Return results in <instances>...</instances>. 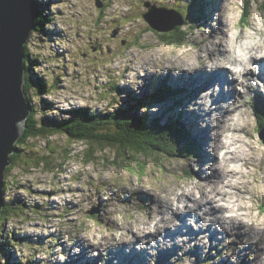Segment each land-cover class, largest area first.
Here are the masks:
<instances>
[{
	"label": "clouds",
	"instance_id": "1",
	"mask_svg": "<svg viewBox=\"0 0 264 264\" xmlns=\"http://www.w3.org/2000/svg\"><path fill=\"white\" fill-rule=\"evenodd\" d=\"M33 2L38 9V1L33 0ZM44 2L48 4V7L44 9V15L51 17L44 27L54 35L51 39L45 38L41 43V39L38 38L39 34L30 28L26 36L30 52L45 58L53 55L52 48L57 44L63 48L72 47L75 50V45L59 39L55 35L60 30L68 31L73 40L76 39L77 30L82 32L85 41L89 30L94 33V37H108L110 33L97 31L94 22L103 15V19L100 20V27L106 28L114 19H118L131 9V5L126 0H111V4L103 9V13L96 8V0H44ZM104 2L105 0H101V3ZM214 3L216 7L211 12V18L206 23L204 31L194 29L189 37L190 45H198V47L190 46L187 49L193 54H198L191 65L180 61L176 56L161 57L159 53L149 56L144 55L143 51L134 54V50L128 49L122 50V54L115 57L107 67L113 69V74L118 78L120 87L129 88L137 95H140L147 76H166L169 73L173 77L184 74L194 76L198 71L211 75L221 66L230 69L227 79L235 82L234 87L242 95L222 103L220 107L223 109V114L214 113L211 117L213 129L210 133L211 142L205 145V151L209 154L210 159L204 168L206 174L213 179L209 183L200 185L202 190H207L206 198L201 200L197 196L194 199L201 200L205 204L211 201L214 207L225 210L218 217H204V212L208 211V208L205 207L203 211L198 212V215L203 217L205 224L219 218L223 220L224 227L231 230L232 226L238 223L235 218L242 216L238 210L242 202L251 201L253 207H258L260 203H264V153L253 149L251 152L242 154L241 144L237 142L243 135H253L255 122L250 119L251 106L256 102L257 90L261 95H264V82H261L259 78L260 73L264 72V60H261L264 57V9L261 7L264 5V0H252L247 5L248 21L246 26L239 23V17L242 16L245 6L243 0H232L231 3L229 0H214ZM230 8L235 10L237 17L232 23L225 19V12ZM129 27V25H123L122 32L127 31ZM137 27H143L142 22H137ZM229 32L233 37L231 48L224 46L226 34ZM85 41H77V44ZM118 42L115 43L118 44ZM217 46H219V50ZM221 53L224 56L223 61L219 59ZM253 59H255V63H253ZM25 65V68L28 69V61L26 64L24 61ZM34 71L42 72L43 69L34 68ZM31 74L32 71L30 76ZM25 76L24 72V79ZM101 78L106 83L108 82L105 77ZM66 83L71 89L70 91L59 94L53 93L48 97L49 100L56 103V109L48 113L51 117L60 118L61 112L68 113L85 107L89 110V116L95 117L98 113L104 115L121 107L124 96L117 97L112 94L111 97L100 99L93 87L87 84L73 85L71 79L67 80ZM257 86H259L258 89ZM250 88L253 91H249ZM227 90V86H225V91ZM31 91L33 90H29L30 94ZM219 91V83H213L210 87L201 90L180 110L196 113L199 117L197 120L198 127L205 129L209 126L208 113L211 110L212 97ZM113 101L115 102L113 103ZM159 111L160 106L156 104L147 107L142 105L139 108L141 114L145 112L156 114ZM69 118L68 115L63 117L65 120ZM23 123L22 120L16 121L18 131ZM87 147V144L79 146L81 151L77 158L76 147L73 146L69 157L63 162L64 167L68 170L61 174L62 182L58 185L64 189L71 186L73 189L80 187L85 190V195L75 196L77 201H83L80 211L71 217L74 221L72 224H69L67 219L63 222H50L53 225L62 224L64 230H71L80 235L84 247L97 244L98 241L102 248L115 247L121 240H130V237L123 235V233L126 231L135 232L138 224L146 219L144 213L136 207L140 194L153 197L165 206L169 203L172 204V211L181 206L175 203L177 198L187 202L183 196L182 182L175 179L172 169L175 166L180 168L188 165L197 167V156L190 153L186 161L175 158L168 159L163 156L157 160L154 155H145L143 151L135 153L129 151V157L135 156V159H125L124 155L117 159L115 149L105 148L101 152L99 148H96L93 152L95 161L89 159L85 162L83 149ZM117 147L119 146L117 145ZM213 158H217L216 162H213ZM160 163L168 168L167 173H160ZM142 170L143 175H141ZM154 170L160 177L158 181L149 178V173ZM217 171L218 177L214 176ZM13 173L17 175L19 184L30 181L35 188L57 187L54 183L46 182L50 174H42L35 168L23 171L21 167H17L13 169ZM176 175H183V172L177 171ZM74 176H79L80 179H73ZM64 177H67V180H64ZM97 190L100 197L105 201L101 219L110 225V228L102 234L104 240L99 238L92 240L91 232L95 230V225L87 219L88 209L96 203ZM19 191L26 198L30 195L26 190L20 189ZM87 195H91L90 201L87 199ZM65 198L72 199L73 197H57L56 199L62 204ZM34 199L39 200L40 198L34 197ZM125 200L129 202L124 203ZM171 216L172 212L169 211L164 213L163 218L168 220L171 219ZM226 217H233L234 219H227ZM161 219V216L156 217L157 222ZM30 223H23L19 227L31 230ZM189 223H192L193 227L196 226L194 221H189ZM165 226L174 231L178 222L171 219V222L160 225L159 230L163 232ZM86 229L90 231H86ZM149 230L155 233L157 227L153 225ZM243 231L249 233V237L245 240V246L249 243H255L258 244L259 248L258 258L249 257L251 264H264V224H257L249 220L244 225ZM66 243L71 248V255L78 257L81 248L73 246L72 239H68ZM137 250L139 251V249ZM57 252L59 253V249ZM92 254L95 255V250ZM228 256L230 257V264H239L238 255L230 252ZM66 259V255H57L53 264L56 262L64 264ZM0 264H5L3 256H0ZM114 264H118V261H114Z\"/></svg>",
	"mask_w": 264,
	"mask_h": 264
},
{
	"label": "rangeland",
	"instance_id": "2",
	"mask_svg": "<svg viewBox=\"0 0 264 264\" xmlns=\"http://www.w3.org/2000/svg\"><path fill=\"white\" fill-rule=\"evenodd\" d=\"M37 6L40 10V13L44 17V20L40 30L36 31L39 36L38 38L41 39V43L45 38L51 39L54 35L52 32H48L44 25L47 24L51 17L44 15V9L48 7V4L44 2V0H37ZM160 5L166 6L170 8L171 4H176L178 7H188L191 3L193 8L197 7L198 10L193 12L195 16H200L201 20L197 18L196 20L191 15H184L188 16V20H192L191 23L185 24L183 22L180 27H177L170 32H159L153 29L150 26V23L146 21L142 14L147 11L144 3H152V5L156 7H161L158 3L155 4V0H126L128 4L131 5V9L128 13H125L118 19H114L109 26L100 27V20L103 19V15H101L94 23L96 26V30L100 32L108 31L110 35L108 37H94V33L92 31H88L86 41L85 37L82 35L80 30H77L75 33L76 39L73 40L71 34L68 31L60 30L59 32L55 33V35L64 41H67L70 44L75 45V50L72 47L63 48L61 46L54 45L52 48L53 55L51 57H42L40 55H36L30 52L29 50V59L30 64L28 65L32 74L33 81L41 80L44 83V87L38 89L36 93L31 91V104L37 107V118L38 119H46V120H59L63 119L64 115H71V112L65 113L61 112L60 118H54L48 115L49 112L56 109V103L52 100H49L48 97L53 94L63 93L64 91H70L68 84L66 83L67 80L71 79L73 85L76 84H87L90 87H93V90L97 93L100 99L111 97L112 94H115L117 97L124 96L120 109L129 110L137 107L138 113L140 106H151L153 104L160 106L159 113L151 114L150 112H145L142 115H147L150 118L161 117L163 121L175 117L180 116L181 120L190 128V132L192 134V128L187 124L185 121L187 118V112L181 111L186 103H188L192 98H189L186 95L184 90L185 87L188 88V83H190L186 78L185 74L179 77H173L171 73L166 76H147L145 77V83L143 88L141 89L140 95H137L129 88H122L119 85L118 78L113 74V69L107 67V65L111 64L113 59L122 54V50L132 49L134 50V54H139L143 51L144 55L151 56L154 53H165L167 56H176L180 61L191 65L196 57L193 59L191 56L188 55H198L193 54L187 49L191 47H198L196 44H189V37L192 34L194 29H198L201 32L204 31L206 27V23L211 18V12L216 7L214 0H160ZM204 2L201 3V2ZM231 3L232 0H229ZM244 5H248L252 2V0H243ZM111 4V0H105L104 3H101V0H96V8L101 10L103 13V9L108 7ZM264 9V5L261 6ZM172 9V8H171ZM190 11V10H189ZM176 9L172 12V17L174 20H179L180 16L178 15ZM225 19L232 23L235 19H237L235 15L234 9H228L225 12ZM248 21V7L243 9L242 16L239 17V23L242 25H247ZM137 22H142L143 27H137ZM35 24V23H34ZM129 25V29L127 31L122 32V26ZM158 25V24H157ZM161 25V24H159ZM158 25V26H159ZM162 25L167 26V22L163 21ZM40 29V28H39ZM187 30L188 35L181 43H168L161 41V35L163 33L168 34L170 37L169 39L173 40L174 37H183V31ZM33 30V29H32ZM214 32V30H213ZM175 33V34H174ZM231 32L226 34V44L228 43V48H231L233 45V37ZM231 36V38H230ZM231 40V41H230ZM77 41H85L84 43L77 44ZM111 41L112 43H110ZM119 41L118 44L115 43ZM231 42V43H230ZM230 43V44H229ZM28 46V41H27ZM231 45V46H230ZM219 50V46H218ZM160 54V56H161ZM182 56H185L182 58ZM220 56L224 57L221 53ZM162 57V56H161ZM32 58V59H31ZM223 61L222 59H220ZM264 60V57L261 58ZM255 59H253V63H255ZM34 68H42V72L34 71ZM221 68V67H218ZM227 68V67H226ZM228 69V68H227ZM221 70V69H220ZM216 71V70H215ZM197 73H203V71H198ZM214 74L206 75V80L202 81V88L201 90L210 87L212 85V81L215 83L223 84V82L217 81L212 78ZM249 75V74H247ZM211 76V77H210ZM101 77H105L107 79V83ZM210 78H212L210 80ZM204 81H206L204 83ZM40 82V81H38ZM167 84L168 86L173 87L175 90L181 91L175 97L168 96L166 99L162 100L161 102H157L156 100H152L149 98L154 90L160 84ZM235 84V83H234ZM259 86H257L258 89ZM192 88V86H191ZM239 92L238 89H236ZM249 91H253V89H249ZM35 95V96H34ZM171 95V94H169ZM242 93L239 92V96ZM34 96V97H33ZM187 96V97H186ZM215 97V98H214ZM222 94H216L212 97V104L215 106V109L212 112H209L211 116L208 118L211 119L214 113H218L216 111V103L218 104L219 100H223ZM215 99V100H214ZM260 99V100H259ZM176 101L181 104L180 107L172 106L171 104ZM115 101H113L114 103ZM264 95H261L259 91H256V102L251 106V117L250 119L255 122L253 135H243L244 137L238 140V143H241V146L244 147L243 149L246 152H251V149H256L257 152L264 153V142L261 138V127L260 123L263 121L264 116L259 115L256 112V108H263L264 110ZM141 104V105H139ZM150 104V105H149ZM260 106H259V105ZM132 106V108L130 107ZM40 107H44L41 109ZM87 108V107H85ZM262 110V109H261ZM75 112L74 110L72 111ZM264 112V111H262ZM99 114V113H98ZM141 114V113H140ZM195 114V113H194ZM223 114V112L221 113ZM264 114V113H263ZM210 126V133L213 130L211 123ZM264 128V127H263ZM192 137L193 134H192ZM264 138V132H263ZM246 139V140H245ZM195 142V151L193 152L194 156L198 157V166L201 168L204 166L208 161L204 156L203 151L201 150V142L200 140H194ZM243 142V143H242ZM15 142L14 144H17ZM81 144H86L79 141H70L64 134H54L44 138H34L30 139L28 143H20L18 145L19 152L17 160L13 159L15 165L11 168L8 172V180L9 185L5 189L4 195V202L6 204L14 203L18 204L22 207V210H15L17 214H14L7 220L0 221V237L2 240L0 241V256H3L5 260V264H53L54 258L57 255H66L69 259L73 256L71 255V248L67 245L66 241L68 239H72L73 246H77V242L81 241L80 235L71 231V230H64L61 225H53L51 221H60L63 222L66 219L68 220L69 224L74 223L71 217L74 214H78L81 208L83 201H77L75 199L76 195H85V190L83 188L77 187L73 189L69 186L67 189L61 188L58 185L62 182L61 181V174L66 172L68 169L64 167V161L69 157V153L73 150V146L76 147L77 158L79 157V153L81 149L79 146ZM250 146V147H249ZM17 147V146H16ZM94 148V147H88ZM88 148L83 149V154ZM197 151V152H196ZM103 152V151H102ZM196 153V154H195ZM126 157H129L127 155ZM168 159H178V160H187L189 157H174V156H163ZM128 159H135V156L129 157ZM157 160L158 157L156 158ZM217 158H214V162ZM85 160V157H84ZM93 162L95 161L94 159ZM87 162V160H85ZM21 167L23 171H28L29 168L38 169L42 174H50L49 178L46 182L49 184H56L57 187H48V188H35L32 185V182H26L25 184H19L17 175L13 173V169ZM191 165L187 167L180 168L179 166H175L172 169L173 175H175V179L181 181V186H185L189 181H198L196 185L200 187V185L204 184L206 180H199L198 175L199 172H196L195 176L192 174L191 169H193ZM160 173H167L168 168L163 164L160 163L159 165ZM177 171H182L183 175H176ZM141 175H143V170L141 171ZM11 178V180H10ZM149 178L151 180H159V175L154 170L152 173H149ZM73 179L79 180V176H74ZM10 180V181H9ZM64 180H67V177H64ZM91 180V177H90ZM211 181V180H210ZM209 181V182H210ZM39 182V177H38ZM20 189L26 190L30 195L29 197H25L19 191ZM15 190V194L13 192ZM203 193L207 195V190H203ZM73 197L72 199L65 198L63 203L56 199L57 197ZM34 197H39L40 199H34ZM146 197V198H145ZM149 196L144 194H140L138 198V203L136 207L145 212L144 215L147 217L150 210L154 215V220L149 223V227L154 225L157 216H164L165 211H171L170 206L173 205L170 203L159 212V204L155 201L157 199L150 197V202L146 204V199ZM145 198V199H144ZM87 199L91 200V195H87ZM129 201H124V203H128ZM247 204V209L243 212L246 214L244 215L242 223L252 220L257 224H264V203H260L258 207L251 206V201H245ZM176 204L178 202L175 201ZM187 203L186 209H184V205ZM146 204V208L144 207ZM190 199H187V202L180 203L181 205L174 211V220H180V217H185L187 220H192L191 212L187 211L188 207L191 206ZM212 204V203H211ZM105 201L100 197L99 192L97 190L96 196V203L90 207L87 211V219L92 221L95 225V230L91 232L92 240H104L103 232L110 228L109 224L104 223L101 219V214L104 210ZM156 208V209H155ZM148 209V210H147ZM249 209V211H248ZM185 211V212H184ZM187 211V212H186ZM159 212V213H158ZM197 212H201V207L197 209ZM225 210L219 213H215V217H218L219 214L224 213ZM158 213V214H157ZM205 217V215H204ZM214 217V218H215ZM176 218V219H175ZM232 218V217H230ZM219 218L214 219L213 226H219L218 220ZM170 220V219H169ZM203 220V217H202ZM30 223V229H23L19 227V225L23 223ZM155 222V223H154ZM166 221H162L159 223L161 225L166 224ZM217 222V223H216ZM213 227L212 230L218 229ZM244 225L239 226L238 229L227 231V232H215L212 237H208L206 231L198 232L197 238L189 239L188 236H181L175 240L177 242V250L176 255L174 253H169L168 256L163 258V255H166V250L169 248L168 244L170 240H164L165 236V228L163 229V234L157 233L156 236H152V233H147L145 235L146 238L151 237H159L162 243V249H159L156 252H153V256L147 255L146 263L149 261L148 264H230V257L228 253L236 254L239 258V264H251L249 257H252V254L249 252V247L252 246L256 248L258 244L249 243L245 246V240L249 237V233H244L243 231ZM220 228V227H219ZM227 229V228H226ZM225 229V230H226ZM86 231H90L86 229ZM181 232V231H180ZM209 233V231H208ZM95 235V236H92ZM210 234V233H209ZM227 235V236H226ZM95 237V238H94ZM143 237V236H142ZM141 237V239H142ZM194 237V236H193ZM241 238V239H240ZM87 239V238H85ZM200 240L207 241V245L201 246L199 243ZM213 241V242H211ZM122 243V242H121ZM167 243V244H166ZM182 243V244H181ZM211 244V245H210ZM95 249L97 247H101L99 241ZM235 246V247H234ZM68 247V248H67ZM85 248L84 246H82ZM126 247V246H125ZM92 246L86 247V252L84 253V257L92 258L96 257L93 255V251L95 250ZM59 249V253L57 252ZM89 249V250H88ZM217 249V250H215ZM148 251H155L148 248ZM192 251V252H191ZM259 252V249L257 250ZM83 252V251H82ZM82 252L78 256L79 261L77 263L84 264L85 259L82 255ZM197 252V253H196ZM204 252V253H203ZM215 252V253H214ZM123 250H121V256L117 257V260H121L124 256ZM129 253V255H128ZM131 253V250L127 252V264H135V255ZM196 254V255H195ZM195 255V256H194ZM198 255V256H197ZM251 255V256H249ZM185 256V257H184ZM187 256V257H186ZM212 256V257H211ZM246 256V257H245ZM162 257V258H161ZM214 257V258H213ZM216 257V258H215ZM84 259V260H83ZM138 260V259H136ZM195 260V261H194ZM66 263L64 264H74L73 262H68L67 259L65 260ZM164 261V262H163ZM199 261V262H198ZM223 261V262H222ZM99 264L104 263L105 261H101L99 258L96 260ZM158 262V263H157ZM247 262V263H246ZM124 261H119L118 264H126ZM145 263V264H146ZM58 264V262H56ZM144 264V263H143Z\"/></svg>",
	"mask_w": 264,
	"mask_h": 264
},
{
	"label": "trees",
	"instance_id": "3",
	"mask_svg": "<svg viewBox=\"0 0 264 264\" xmlns=\"http://www.w3.org/2000/svg\"><path fill=\"white\" fill-rule=\"evenodd\" d=\"M159 2L161 1L155 0V4L158 3V5L161 6ZM171 5V8L174 7L183 16L193 15V13L189 12L187 7L182 8L176 6V4ZM35 8L36 17L33 30H40L41 32L40 25L42 24L44 17L37 7ZM245 8H247V4L245 5ZM187 19H189L188 16ZM185 23L188 24L187 21H185ZM182 31L183 37H174L173 40L168 38L170 37L168 34L163 33L161 35V41L168 43H181L188 35L187 30ZM23 52L25 55V64L26 61L30 64L28 57L29 48L26 43L23 45ZM25 67L26 65L24 68ZM24 71L26 77L22 88L29 105L28 108L30 107V112L25 120V127L17 143L18 145H20V143H28L30 139L34 138H44L57 133L64 134L70 141H79L86 143L88 147H94H87L88 150L84 152V157L87 161L89 159L95 160L93 152L96 148H99L101 152L105 148L115 149L117 159H119L121 155H124L125 159H128L129 157L126 156L129 151H132L133 153L143 151L145 155L152 154L155 158L158 157V159L165 155L167 157L171 155L186 158L189 157L190 153L193 155V152L195 151L194 139L191 137V132L188 126L183 123L180 116L171 117L165 121H163L161 117L148 118L147 115H140L137 107L133 109L134 112H132L131 109L124 110L119 108L104 115L97 114L95 117H90L88 114L89 110L84 108L76 109L74 110V113L71 112V115L69 116L70 118L67 120L59 119L48 121L42 118L38 119L37 107L30 102L31 94L29 93V90H34L35 88L36 92L38 89L43 88L44 83L41 80H38L41 83H37L38 81L34 82L32 77L30 78L31 71L29 69L25 68ZM173 91V88L167 84H163L162 90H158L152 98H155L154 100H164L168 96L174 98ZM171 105L175 107L181 106V104L176 101ZM130 107L132 108V106ZM40 108L43 109L44 107ZM256 110L260 115L261 110L258 108ZM18 145H16L17 147L15 146V152L10 155L11 161L13 159L17 160L19 152ZM117 145L119 147H117ZM14 165L15 163L13 162L6 168L2 193H5V189L9 184V182H7L9 176L8 172ZM15 210H22V207L13 203L4 204L0 221H5L14 214H17V211Z\"/></svg>",
	"mask_w": 264,
	"mask_h": 264
},
{
	"label": "bare ground",
	"instance_id": "4",
	"mask_svg": "<svg viewBox=\"0 0 264 264\" xmlns=\"http://www.w3.org/2000/svg\"><path fill=\"white\" fill-rule=\"evenodd\" d=\"M201 3H203L204 4V2L202 1ZM190 4V3H189ZM172 17V16H171ZM169 18V19H167L166 20V22H167V25L168 26H172V23L175 21L174 20V18ZM175 26V25H174ZM231 35V34H230ZM230 38H231V36H230ZM233 39V38H232ZM226 41H227V38H226ZM226 41H225V47H229L228 46V43L226 44ZM231 41V40H230ZM231 43V42H230ZM229 43V44H230ZM231 46V45H230ZM218 47V46H217ZM161 54V53H160ZM161 56L162 57H165V56H167L165 53H162L161 54ZM188 56H191L193 59L196 57H198V55H194V56H192L191 54L190 55H188ZM183 57H185V56H182V58ZM32 59V58H31ZM219 59H224V57H222V56H219ZM191 61H194V60H191ZM29 62H30V59H29ZM31 63V62H30ZM192 64V63H191ZM219 69H221V70H219ZM229 71H230V69L228 68H226L225 66H221V68H217L216 69V71H214L213 72V74H218V77H219V79H222V80H220V81H222V82H224L225 84H227L228 85V90H227V92L228 93H230V91H232V89H234L233 87H234V81H230V80H228L227 79V74L229 73ZM206 75H209L208 73H206V72H203V73H196L194 76H189V75H187V74H185L184 76H185V78L190 82V83H188V88L187 87H185L184 88V90H185V92H186V95L189 97V98H194L196 95H198V93L201 91V88H202V81L203 80H206ZM211 77V76H210ZM259 78H262V79H264V76H263V73L261 72L260 73V77ZM210 80H211V78H210ZM261 80V79H260ZM206 81H204V83H205ZM261 82H263L262 80H261ZM212 84L213 83H215V81H212L211 82ZM191 86H192V88H191ZM221 87V86H220ZM223 94V95H225L226 93H225V91L224 90H221L220 89V91H219V94ZM236 95H238V94H236ZM186 96V97H187ZM215 98V97H214ZM230 99H233V97L231 96L230 97ZM215 100V99H214ZM260 100V99H259ZM227 100H225V102H226ZM222 103H224V100H223V102H222V99L221 100H219L218 101V104L216 103V101H215V103L214 104H216V111L218 112V113H222L223 112V109L220 107V105L222 104ZM187 104V103H186ZM259 105V104H258ZM260 106V105H259ZM260 108V107H259ZM258 108V109H259ZM215 109V106L212 104L211 105V110H210V112H212L213 110ZM208 116H211V114L210 113H208ZM199 119V117L197 116V114L195 113H190V114H187V118H186V122H187V124L189 125V126H191V128H192V134H193V136L194 137H192V134H191V137L195 140H200V142H201V147H202V151H203V153H204V156L206 157V160L207 161H209V159H210V157H209V154L205 151V145L206 144H210V142H211V137H210V126H208V127H206L205 129H200L199 127H198V125H197V120ZM184 123V122H183ZM209 123H211V119L209 118ZM189 128V127H188ZM187 130V129H186ZM189 130H190V128H189ZM252 136V135H251ZM244 137V136H243ZM191 138V139H192ZM193 140V141H194ZM238 140H240V139H238ZM237 140V142H239ZM246 140V139H245ZM243 143V142H242ZM241 144V143H240ZM242 147V146H241ZM250 147V146H249ZM242 148H244V147H242ZM248 149V148H247ZM247 149H246V151H247ZM254 149V148H253ZM253 149H251V150H253ZM256 150V149H255ZM246 151H244L243 149H241V153L242 154H246ZM197 152V151H196ZM196 154V153H195ZM166 156V155H165ZM174 157H178V156H174ZM180 157V156H179ZM213 162H214V158H213ZM216 162V161H215ZM199 172V174L200 175H198V179L199 180H206V181H204V184H206V183H209V181L210 180H212L213 179V177H210V176H208L207 174H206V170H205V168H204V166H202L201 168L199 167V166H197V167H195V168H193V169H191V172H192V174H194L195 176H197L196 175V172ZM214 176H217L218 177V171L216 172V173H214ZM190 183H187L185 186H181L183 189H184V191H183V196L185 197V199H186V201H187V199H190L191 200V203L192 204H189V205H191V206H189L188 207V209H187V211H189V212H191V214L193 215V216H196V218H198V219H196L197 221H199V222H203V220H202V218H201V216L199 217V215L197 216V209L200 207V206H204V207H208L209 209H211V206L209 205L210 204V202L208 201L207 202V204H205V203H202L201 202V200H203V199H205L206 198V195L203 193V190L199 187V186H197L196 185V182H198V181H196L195 183H193V182H191V181H189ZM9 185V184H8ZM4 195H5V193H4ZM197 196H199L200 198H201V200H196V199H194L195 197H197ZM146 198V197H145ZM144 198V199H145ZM150 197H148L147 199H146V204L147 203H152V202H150ZM126 201H128V200H126ZM156 203H158L159 204V212H161L162 210H164V208L166 207L164 204H162V202H160L159 200H156L155 201ZM176 202H178V204H179V202L180 203H185L184 201H181L179 198H177V200H176ZM14 204V203H13ZM146 204H144V207L143 208H146ZM171 205V204H170ZM186 207H187V203L184 205V209H186ZM247 204H246V202H242L241 204H240V206H239V208H238V210L242 213V216L241 217H238V218H235V219H237L238 220V223L237 224H235V225H233L232 226V228H231V230H229V229H226L225 227H224V222H223V220H219L218 221V223H219V226H216V228H218V229H214V230H212V228H213V225H214V220H212L210 223H207V224H205L204 222H203V224H202V226L201 227H198V228H204V231H206V233H207V235H208V237H211L210 239H212V237H214V233L215 232H227V231H232V230H236V229H238L239 228V226H241V225H245V222L244 223H242L241 221H243V219H244V215H246L243 211L244 210H246L247 208ZM156 209V208H155ZM170 209H171V211L170 212H172V216H171V219H174V211H172V206H170ZM222 209L223 208H217V209H215V210H213V212H214V215H215V213H219V212H221L222 211ZM146 210V209H145ZM145 210L144 211H142V209H141V211L142 212H145ZM148 210V209H147ZM153 211H154V209H153ZM153 211H151L150 210V213H148V216L146 217V219H144L142 222H140L139 224H138V227H137V230L135 231V232H132V231H126V232H124L123 233V235H125V236H128V237H130V240H121V242L118 244V245H116L115 247H107V248H102V247H97L96 249L94 248L96 245L95 244H90V246H92L94 249H95V252H96V257H92V258H86L85 259V257H84V253L86 252V247L85 248H83L82 246H84V243H83V240L81 239V241H78L77 242V246H79L80 248H81V252H82V255H83V257H84V259H85V263L84 264H99V262H96V260L99 258L101 261H105L104 263H101V264H114V261H124V263H126V262H128V260H127V257H128V255H129V253H128V255H127V252L128 251H126V250H128V249H130L131 250V253H134L133 255H135V264H145L146 263V260H147V255H149V256H153L154 255V253L153 252H156V251H158L159 249H162V245H164L165 243H162L161 242V239L159 238V237H151V238H146L145 237V235L147 234V233H152V236H156V234L157 233H162L163 234V232H161L159 229H160V223L159 222H154L155 224V226L157 227V231L155 232V233H153L152 231H150L149 230V228L151 227H149L148 225H149V223L151 222V221H153L154 220V215H153ZM186 211V212H187ZM201 211H203V208H201ZM248 211H249V209H248ZM158 212V213H159ZM166 212V211H165ZM185 212V211H184ZM157 213V214H158ZM208 213V212H207ZM220 215V214H219ZM227 219H234L233 217L232 218H230V217H226ZM171 219L169 220H165L163 217H162V219L160 220V222H162V221H166L165 223H167V222H170L171 221ZM176 219V218H175ZM182 222V221H181ZM217 223V222H216ZM191 225V224H190ZM153 226V225H152ZM220 227V228H219ZM226 229V230H225ZM181 231V232H180ZM208 231H209V233H208ZM186 233V234H188L189 232H191V233H193L194 235L196 234V232L195 231H193V229L189 226V225H187V227L184 225V226H182V224L178 221V226L175 228V230L173 231L172 229H169V228H165V236H164V240L166 239V240H170V243L168 244V246H169V248L166 250V255H163L162 257L163 258H165L166 256H168V252L169 253H176V250H177V246H179V245H177V242H175V241H177V240H175V239H177V238H179L180 236H182V234L183 233ZM245 233V232H244ZM158 235V234H157ZM92 236H95V235H93L92 234ZM143 236V237H142ZM197 236L198 235H196V238H197ZM227 236V235H226ZM141 237H142V239H141ZM95 238V237H94ZM241 239V238H240ZM151 241V242H150ZM211 242H213V241H211ZM167 244V243H166ZM182 244V243H181ZM198 244H200L202 247L203 246H205V245H207V241H203V240H200L199 241V243ZM143 245V246H142ZM211 245V244H210ZM126 246V247H125ZM235 247V246H234ZM68 248V247H67ZM88 248V247H87ZM148 248H150L151 250L153 249V250H155V251H148ZM137 249H139V251L137 250ZM259 248H258V246L256 247V248H253L252 246H250L249 247V252L252 254V257H254V258H258V250ZM89 250V249H88ZM121 250H123L124 252H126V254L124 253V256L121 258V260H120V258H119V260H117V257H119V255L121 256ZM129 250V251H130ZM215 250H217V249H215ZM192 252V251H191ZM197 253V252H196ZM204 253V252H203ZM215 253V252H214ZM254 254H256L255 256H254ZM176 255V254H175ZM196 255V254H195ZM194 255V256H195ZM198 256V255H197ZM249 256H251V255H249ZM161 257V258H162ZM185 257V256H184ZM187 257V256H186ZM212 257V256H211ZM246 257V256H245ZM214 258V257H213ZM216 258V257H215ZM79 259L80 258H78V257H72V258H68L67 257V261L68 262H73L74 264H79V263H77V261H79ZM83 259V260H84ZM136 259H138V260H136ZM81 260V259H80ZM195 261V260H194ZM164 262V261H163ZM199 262V261H198ZM223 262V261H222ZM64 263H66V261H64ZM149 263V261L146 263V264H148ZM158 263V262H157ZM247 263V262H246ZM127 264V263H126ZM222 264V263H221Z\"/></svg>",
	"mask_w": 264,
	"mask_h": 264
},
{
	"label": "water",
	"instance_id": "5",
	"mask_svg": "<svg viewBox=\"0 0 264 264\" xmlns=\"http://www.w3.org/2000/svg\"><path fill=\"white\" fill-rule=\"evenodd\" d=\"M144 5L147 11L142 14L143 18L159 32H168L183 24L179 15L180 19L175 20L172 26L162 25L174 10L158 8L152 3ZM34 20L33 0H0V216L4 206L2 189L5 171L11 164L10 154L16 150L14 143L19 140L30 112L22 89L25 81L23 45L27 41L28 30L34 27ZM17 120L24 122L19 131ZM263 132L264 128L260 134L264 142Z\"/></svg>",
	"mask_w": 264,
	"mask_h": 264
},
{
	"label": "flooded vegetation",
	"instance_id": "6",
	"mask_svg": "<svg viewBox=\"0 0 264 264\" xmlns=\"http://www.w3.org/2000/svg\"><path fill=\"white\" fill-rule=\"evenodd\" d=\"M172 9H174V7H172ZM163 32H165V31H163ZM175 34V33H174Z\"/></svg>",
	"mask_w": 264,
	"mask_h": 264
}]
</instances>
